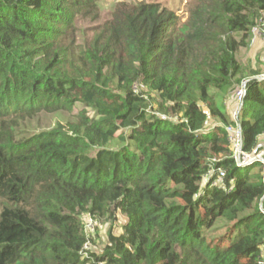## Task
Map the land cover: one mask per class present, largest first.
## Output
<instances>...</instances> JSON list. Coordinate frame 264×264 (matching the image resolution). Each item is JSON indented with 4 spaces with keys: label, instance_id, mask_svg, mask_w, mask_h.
Masks as SVG:
<instances>
[{
    "label": "trees",
    "instance_id": "obj_1",
    "mask_svg": "<svg viewBox=\"0 0 264 264\" xmlns=\"http://www.w3.org/2000/svg\"><path fill=\"white\" fill-rule=\"evenodd\" d=\"M99 1L0 0V264H264V166L235 161L222 100L264 0H194L183 24L120 3L82 38ZM238 121L264 161V74Z\"/></svg>",
    "mask_w": 264,
    "mask_h": 264
},
{
    "label": "rangeland",
    "instance_id": "obj_2",
    "mask_svg": "<svg viewBox=\"0 0 264 264\" xmlns=\"http://www.w3.org/2000/svg\"><path fill=\"white\" fill-rule=\"evenodd\" d=\"M143 1L147 3H157L173 11L176 14L175 16L180 17L178 22L181 24L186 22L181 18L185 17L183 12L188 13L191 4L194 2V0H100L98 2V20L95 22L86 21L82 23L80 27V29H84L82 38L90 37L91 35H87L85 32L95 24H101L109 19L118 4H136ZM235 38L238 41L244 39L242 33H237ZM237 59L241 65V74L232 79L231 88L233 89L229 93L223 95L224 97L222 99L228 114L230 113V117H232L231 113L235 106L234 96L240 84L250 78H257L264 74V12L261 13L253 24V27L248 31L245 45L239 49ZM259 140L258 146L264 148V136H261ZM262 155L263 152L257 156L262 157ZM113 214L114 212L105 222L93 218L94 221H96L95 235L92 237V239H94V246L90 243L89 252L98 253L102 251L105 247L107 235L111 230H114V235L121 232L120 227L124 224V220L119 214ZM220 233H223V231H220Z\"/></svg>",
    "mask_w": 264,
    "mask_h": 264
},
{
    "label": "built area",
    "instance_id": "obj_3",
    "mask_svg": "<svg viewBox=\"0 0 264 264\" xmlns=\"http://www.w3.org/2000/svg\"><path fill=\"white\" fill-rule=\"evenodd\" d=\"M245 93H246V82H242L234 96L235 106L231 113L232 115L231 119L234 125L227 127L226 132L228 134L229 141L234 146V159L238 164L249 165L256 160H259L263 163L264 166V161L260 156H254L245 153L241 150V128L238 121V116L242 109L243 98L245 96ZM216 174H217V178L220 180L224 176V172L221 169H218L216 171ZM95 228H96V221H94V219L88 215L84 220L85 233L87 235L93 234L95 232ZM89 249H90V244L86 243L84 246V250L88 251Z\"/></svg>",
    "mask_w": 264,
    "mask_h": 264
},
{
    "label": "clouds",
    "instance_id": "obj_4",
    "mask_svg": "<svg viewBox=\"0 0 264 264\" xmlns=\"http://www.w3.org/2000/svg\"><path fill=\"white\" fill-rule=\"evenodd\" d=\"M184 13V16L185 17H181V18H183V20L184 21H186V19H187V17H188V15H187V13H185V12H183ZM176 15V14H175ZM180 15V14H179ZM178 17V16H177ZM178 18H180V17H178ZM185 23V22H184ZM243 82H246V81H243ZM261 157V156H260ZM262 158V157H261Z\"/></svg>",
    "mask_w": 264,
    "mask_h": 264
},
{
    "label": "water",
    "instance_id": "obj_5",
    "mask_svg": "<svg viewBox=\"0 0 264 264\" xmlns=\"http://www.w3.org/2000/svg\"><path fill=\"white\" fill-rule=\"evenodd\" d=\"M261 206V205H260Z\"/></svg>",
    "mask_w": 264,
    "mask_h": 264
}]
</instances>
